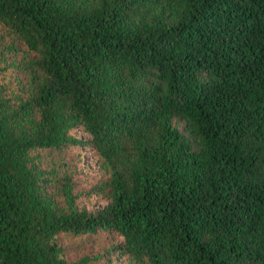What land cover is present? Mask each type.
<instances>
[{"label": "trees", "instance_id": "trees-1", "mask_svg": "<svg viewBox=\"0 0 264 264\" xmlns=\"http://www.w3.org/2000/svg\"><path fill=\"white\" fill-rule=\"evenodd\" d=\"M0 264H264V0H0Z\"/></svg>", "mask_w": 264, "mask_h": 264}, {"label": "rangeland", "instance_id": "rangeland-1", "mask_svg": "<svg viewBox=\"0 0 264 264\" xmlns=\"http://www.w3.org/2000/svg\"><path fill=\"white\" fill-rule=\"evenodd\" d=\"M81 153V166L85 172V179L88 180L91 173L97 172L95 166V158L88 150H80ZM84 201H87V198L84 196ZM98 201L95 198H92L91 205H97Z\"/></svg>", "mask_w": 264, "mask_h": 264}]
</instances>
